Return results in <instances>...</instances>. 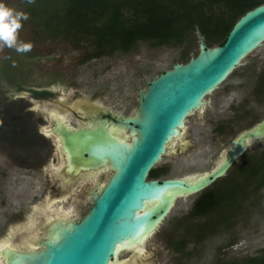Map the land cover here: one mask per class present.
Listing matches in <instances>:
<instances>
[{
    "label": "rangeland",
    "instance_id": "374dc122",
    "mask_svg": "<svg viewBox=\"0 0 264 264\" xmlns=\"http://www.w3.org/2000/svg\"><path fill=\"white\" fill-rule=\"evenodd\" d=\"M0 2L28 15L22 0ZM22 23L19 40L31 42L32 50L18 54L3 47L0 58L32 56L30 74L23 79L24 87L49 89L62 103L77 98L98 100L125 115L135 110L138 100L135 88L144 91L155 76L171 69L175 63H186L189 56H196L198 52L195 35V40L181 46L139 43L128 53L116 52L85 62L87 46L74 48L70 42L59 38L38 40L34 36L37 27L32 20L29 18ZM263 69L264 43L243 59L218 89L205 97L202 109L187 117L182 135L184 144L181 146L178 142L155 166V169H168L161 179L210 172L228 144L264 118V91L256 93L254 89ZM16 96L15 86L6 84L0 73V244L21 246L28 238H43L44 228L53 221V215L59 213L65 220L78 221L89 211L90 205L81 198L87 186L80 182L62 184L59 177L53 176L51 171L58 166V158L51 156L48 143L34 133L46 125L51 100L31 103L26 99L18 100ZM56 110L58 112L59 108ZM68 120L72 127L77 126L74 116H69ZM33 145H41V154L35 153ZM263 152L264 139L251 144L224 177L232 174V169L242 159ZM98 181L102 183L103 178L99 176ZM200 193L175 202L159 232L147 240L140 254L133 256L136 264H237L246 257L263 253L264 188L243 201L233 216L221 217L217 227L207 230L201 238L196 231L185 233V220H181ZM62 198L64 200L56 202ZM207 219L199 218L189 224L196 227ZM176 221L182 225L176 237L190 241L186 246L189 254L179 255L166 241L174 234L172 225ZM190 234L199 237V241L195 242L197 238ZM130 253L122 252L119 259H129Z\"/></svg>",
    "mask_w": 264,
    "mask_h": 264
},
{
    "label": "water",
    "instance_id": "95a60500",
    "mask_svg": "<svg viewBox=\"0 0 264 264\" xmlns=\"http://www.w3.org/2000/svg\"><path fill=\"white\" fill-rule=\"evenodd\" d=\"M196 56L175 63L139 90L132 116H111V110L77 98L67 111L79 114L89 106L91 128H74L55 119L54 131L70 162L68 179L80 171L108 166L111 175L91 194L89 211L78 221L56 219L38 241L0 244V264H123L121 251L138 250L160 226L175 202L198 194L225 176L253 143L264 139V118L240 132L216 166L194 177L148 180L150 171L180 136L186 119L205 105V97L264 43V4L246 11L229 31L224 44L208 47L195 30ZM103 124L126 126L131 140H120ZM51 134V130L45 132Z\"/></svg>",
    "mask_w": 264,
    "mask_h": 264
},
{
    "label": "trees",
    "instance_id": "16d2710c",
    "mask_svg": "<svg viewBox=\"0 0 264 264\" xmlns=\"http://www.w3.org/2000/svg\"><path fill=\"white\" fill-rule=\"evenodd\" d=\"M22 1L40 29L34 34L38 40L59 38L74 48L87 46L85 62L128 53L139 43L181 46L195 40L196 29L208 47L218 46L246 11L264 4V0H35L29 7L28 0ZM24 57L21 62L13 60L11 70L1 72L6 82L22 83L29 76L32 56ZM254 89L256 93L264 91V69ZM263 188L264 152L242 159L232 174L199 194L189 213L192 221L208 218L200 224L199 237L217 227L221 217L233 216L243 201ZM237 264H264V251Z\"/></svg>",
    "mask_w": 264,
    "mask_h": 264
},
{
    "label": "flooded vegetation",
    "instance_id": "af4514ba",
    "mask_svg": "<svg viewBox=\"0 0 264 264\" xmlns=\"http://www.w3.org/2000/svg\"><path fill=\"white\" fill-rule=\"evenodd\" d=\"M15 59H18L17 62L18 61L21 62V61L25 60V57L22 58V57L9 56L6 60H5V58H2V59L0 58V73L2 71L6 72L7 70H11L12 66H14V64L11 65V62H13V60H15ZM6 64H8V65H6ZM22 83L20 82V80H17L16 82H6V84L15 86V92H16V95H17L16 99H18V100H25L26 99L28 102H31V101L32 102H38L40 100H47V101L51 100V107L55 108V109L51 108V111L46 114V119L44 121V122H47L46 125L41 130H36L34 132L40 138V140H42L44 143L45 142L48 143L49 147L51 148V156H53L55 158L57 156V158H58V162H57L58 166L56 168L54 166L53 167L54 169L51 171V173L53 174V176L59 177V181L62 184L80 182V183L83 184V186H87V187H85L87 191L85 190L84 193L81 194V196H82L81 198H83L82 202L89 203V205L91 206V194H92V192L97 191V190L100 191L103 188L104 184L109 179V177H110L112 172H111L110 168L108 166H106V167H101L98 170H91V171H86V172L85 171H80V175L67 180L68 176H69V172L67 171V169L69 168L70 162H69V160L67 158L66 152L64 151V146L62 144L61 139L59 138L57 133L54 131L55 119H60L61 122L63 123V125H66L69 128L72 127L70 125L69 120H68L69 116H74L77 121H78V119H87L89 106H83L80 115L76 114V113H73V112H70V111H67L66 109H69V108L73 107V105L76 102L75 99H71L68 102L65 101V103H62L60 100H58L56 98V94L53 93V91H49V89H40V88H37V87L26 88V87H24V85ZM135 90H138V92H139V89L135 88ZM28 96H30V97H28ZM82 100L88 101L90 103H93V104H96L98 106H101V107H104L106 109L111 110V116H132L135 113L136 109H137V104H136L135 110L132 113L125 115L123 113H120V112H118V111H116L114 109H111V108L105 106L103 103L99 102L98 100H96V101L95 100L90 101V100H87V99H82ZM56 108H59L58 112H57ZM29 112H31V111H29ZM22 114H19L18 116L19 117H23L24 114L23 115ZM78 127L91 128L92 127V121H78L77 126L74 127V128H78ZM105 128L107 130H109L114 136L118 137L120 140L130 141L131 138H132L131 132H126V126L103 124V130ZM48 130H51V134H46L45 133ZM215 132L220 133V130L219 131L216 130ZM31 142L34 143L33 139L31 140ZM183 144L180 143L181 146ZM40 146L41 145H36V146L33 145L31 147L33 149L35 148V153L41 154L42 147L40 148ZM178 148H180V147H178ZM45 149H46V145H45ZM167 171H168L167 168L155 169V166H154V168L150 171V173L151 172H155L156 176L155 177H151L150 173H149L147 179L148 180H158V181L165 180V179H161V177L164 176ZM99 176L103 178L102 183H100L98 181ZM69 195H71V194H69ZM66 197H69V196H66ZM61 200H64V199L63 198L62 199H57L56 202L58 203ZM190 210L185 215H183L184 217H181V220H183V221L185 220V227H184L183 230L185 231V233H187L189 231L190 232L192 231L193 233L196 231L198 233V229H200L201 225L193 227V224H189V223H191L190 221H192V220L189 219ZM171 211H170V213H171ZM170 213L163 219V221L161 222L160 226L154 232L155 234L159 232V229L164 224L166 218L170 215ZM56 219H64V216L60 215L59 213L57 215H53V221H55ZM195 220L196 219H194L193 222ZM53 221H51V222H53ZM177 221H179V220H177ZM177 221L175 222L174 225H172L174 234L172 236L168 237L166 241L170 242V244H171L170 248L174 249V251L176 253H178L179 255L184 254V253L189 254L188 252H186V246H187V244L190 243V241L184 240L185 238H183V237H182L183 239H179L178 237H176L177 231L182 226V225H178ZM188 225H189V227H188ZM44 230H45V228H44ZM154 233H153V235H154ZM44 234H45V232H44ZM153 235H151V237ZM190 235L193 236V234H190ZM193 237H195V236H193ZM195 238H197V237H195ZM198 238L195 240V242L199 241ZM29 240L38 241L39 239H35V237L28 238V239L25 240L24 243L21 244L20 247H22L23 244H26V242L29 241ZM146 242L144 243V245L142 247H140V249L141 248L142 249L146 248L145 247L146 246ZM129 252H131L130 254H132L129 259L126 260V259L121 258L120 260L121 261L125 260V261H122V262H124L123 264H136V261L133 260V256H135L137 254H140L141 252H138V250H131ZM142 255H143V253H142ZM149 258L152 259L153 257H149ZM139 263L142 264L141 262H139ZM169 264H171V262ZM172 264H174V263L172 262Z\"/></svg>",
    "mask_w": 264,
    "mask_h": 264
},
{
    "label": "clouds",
    "instance_id": "9594fccd",
    "mask_svg": "<svg viewBox=\"0 0 264 264\" xmlns=\"http://www.w3.org/2000/svg\"><path fill=\"white\" fill-rule=\"evenodd\" d=\"M35 0H28L29 4ZM29 16L21 11L6 6L0 2V48L6 47L19 53L30 52L33 48L31 42L19 40V32L23 27V21H27Z\"/></svg>",
    "mask_w": 264,
    "mask_h": 264
},
{
    "label": "bare ground",
    "instance_id": "6f19581e",
    "mask_svg": "<svg viewBox=\"0 0 264 264\" xmlns=\"http://www.w3.org/2000/svg\"><path fill=\"white\" fill-rule=\"evenodd\" d=\"M183 131L184 130H181V133H180V136L179 137H177L176 139H173L170 143H169V145H168V150H174V147L176 146V144L178 143V142H180L181 144H182V142H183V137H182V135H183ZM180 146V145H179ZM155 234V233H154ZM153 235V234H152ZM7 244V243H6ZM138 249V252H141L143 249L141 248H137ZM125 251H127V250H124V251H121V253L122 252H125ZM120 253V254H121ZM120 256V255H119Z\"/></svg>",
    "mask_w": 264,
    "mask_h": 264
}]
</instances>
